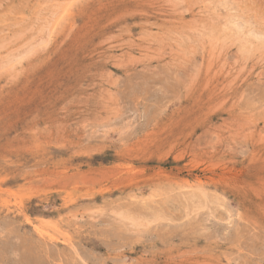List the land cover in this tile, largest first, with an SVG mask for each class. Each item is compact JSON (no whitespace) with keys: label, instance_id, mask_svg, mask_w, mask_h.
I'll list each match as a JSON object with an SVG mask.
<instances>
[{"label":"rangeland","instance_id":"obj_1","mask_svg":"<svg viewBox=\"0 0 264 264\" xmlns=\"http://www.w3.org/2000/svg\"><path fill=\"white\" fill-rule=\"evenodd\" d=\"M0 264H264V0H0Z\"/></svg>","mask_w":264,"mask_h":264}]
</instances>
